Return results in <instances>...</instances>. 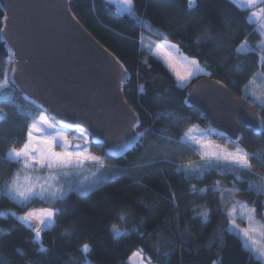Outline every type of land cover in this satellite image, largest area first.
Listing matches in <instances>:
<instances>
[{
	"label": "trees",
	"instance_id": "16d2710c",
	"mask_svg": "<svg viewBox=\"0 0 264 264\" xmlns=\"http://www.w3.org/2000/svg\"><path fill=\"white\" fill-rule=\"evenodd\" d=\"M197 5L189 12L187 0H175L174 4L135 0V12L153 30L165 33L182 54L198 59L205 71L211 73L207 77L223 82L253 105L251 95L243 96V89L253 74L260 71L257 56L235 51L244 39L252 46L260 39L255 31L257 26L247 22L251 10L239 8L232 0H197ZM70 7L91 35L127 68L131 79L124 89L125 98L139 114L141 130L147 128L149 132L142 145L126 157L117 161L106 157L120 169L112 181L83 195L69 192L64 201L55 205L62 215L42 233L47 253L36 251L38 245L32 243L31 230L20 225L10 213L19 216L28 208L49 205L36 200L25 208L0 195V213L5 214L0 216V230L5 233L0 235V264H83L84 256L79 249L84 243L92 249L88 254L92 264H129V257L141 249L152 264H212L213 260L221 264H259L243 247L242 239L226 230L227 214L219 194L211 189L219 181L226 194L235 184L242 191L231 196L232 200L255 207V217L264 224V195L248 190V183H258V178H264V167L253 160V174L244 180L217 171L201 179H189L183 172H177L176 165L200 158L181 142L184 133L192 127L210 126L197 110L187 106V88L179 87L163 62L140 43L144 35L158 42L161 39L107 0H71ZM2 20L0 9V81L14 64L1 40ZM237 65L240 71L236 70ZM257 82L262 85L250 86V90L259 95L264 92V82L260 78ZM10 87L15 101L3 106L7 119L0 121V185L18 167L4 157L11 147H19L26 138L31 119L24 113L36 118L39 112L25 104ZM256 109L264 119V111ZM243 133L239 145L250 155L264 154V134L257 136L246 130ZM92 151L105 155L100 147L92 146ZM136 164L145 167L137 169ZM201 189L209 191L201 196ZM203 208L209 210L207 223L198 215ZM121 213L128 216L125 223L117 218ZM113 225L127 229L128 234L114 239Z\"/></svg>",
	"mask_w": 264,
	"mask_h": 264
},
{
	"label": "snow or ice",
	"instance_id": "6c2138e0",
	"mask_svg": "<svg viewBox=\"0 0 264 264\" xmlns=\"http://www.w3.org/2000/svg\"><path fill=\"white\" fill-rule=\"evenodd\" d=\"M109 4H114L117 9L124 15L133 17L141 28H147L153 31L154 34L161 39V43L153 41L147 47L150 54L156 55L166 67L170 70L177 81V85L181 88H187L191 81L200 76H210L211 73L205 71L198 59L190 58L181 53L178 45L169 42L168 36L158 30H153L151 25L141 20L135 12V0H107ZM175 0H159L161 4H174ZM241 9H255L247 18V22L256 25V33L260 39L255 46L248 43L244 39L235 49L238 54L254 53L257 56L256 65L260 71L253 74L252 78L244 85L243 96L252 97V104L259 110L264 111V92L259 95L254 90H250V86L256 85L257 78L264 82V7H260L264 0H232ZM197 0H187V9L191 12L197 8ZM10 19L9 16L3 17L4 22ZM200 37L197 38V43L200 42ZM143 47V40L140 41ZM10 57H14V52H9ZM9 64L13 63L12 59L8 60ZM118 65L120 85H123L129 79L127 68L119 61L115 62ZM236 70L240 71L239 65ZM19 79L18 70L11 68L5 73L4 78L0 81V121L7 119V113L4 111V105L13 103V96L8 91L10 82L15 88H20L23 93V88L17 83ZM140 90L143 91V85H140ZM199 89H193V93H198ZM25 99L29 96L25 93ZM36 103L35 100L31 101ZM187 103V101H186ZM41 109L38 118H31L30 113H24L31 119V123L26 130V138L19 146L11 147L5 154V160L18 167L16 170L0 185V195L6 196L14 201L17 205L27 208L33 201L39 200L48 207L28 208L23 215L17 216L15 213L10 215L15 216L20 225L30 229L32 243L38 245L36 251L39 253H47L48 249L44 247L42 233L53 227L56 224L57 217L62 215L59 209L55 207L57 203L64 201L69 192H78L85 194L91 192L101 185H105L115 178L120 169L112 168L111 171H104L107 164L105 157L97 156L91 153V142L86 128L81 124H68L64 121H55L54 116L46 115L48 111L43 104H38ZM128 125L123 131L124 137L119 143L114 146V150L105 149V154L108 158L126 157L130 151L141 146L146 139L149 130L142 129V121L135 110L128 109ZM255 116V114H252ZM257 131L264 134V119L256 117ZM61 126H57V125ZM66 129L77 130V136L72 140L68 138ZM216 132V129H209L207 133L194 134V129L189 128L181 138V142L187 147H190L193 152L200 156L201 164L194 165L191 162L186 164L176 165L177 172H183L186 178L201 179L211 171H217L222 175H235L237 179L244 180L250 174H253V160L257 164L264 167V154L250 155L248 151L239 146V137L236 140H230L234 147L233 151H229L227 147L216 144L208 137ZM103 144V141H97ZM59 148V151H57ZM94 165L97 171L90 175H83L82 169L86 165ZM137 169H143L145 165L136 164ZM37 173H42L37 175ZM243 174V175H241ZM83 176L82 179H73V177ZM258 183H248V190L255 192L257 195H264V178H258ZM192 191L195 192V186ZM208 189H201L200 195H206ZM211 191L219 194L223 210L227 214V228L229 232H234L242 238L243 247L253 253L259 264H264V224L256 225L255 214L256 208L249 207L247 203L235 201L229 207L224 203L225 190L222 188L219 181L215 182ZM242 190L233 184V187L228 190L229 196H236ZM173 202H175V193L172 194ZM5 214L0 213V216ZM198 215L202 221L207 223L209 219V210L203 208ZM118 220L125 223L128 216L126 213L118 215ZM237 218L247 221V227H240L237 223ZM114 239H119L128 234L127 229H120L116 225L112 226ZM0 230V235H3ZM21 255L25 253L18 249ZM79 251L84 256L83 264H92L88 259V254L92 251L88 243L82 244ZM168 255V253H165ZM152 264L151 258H146L143 255V250L134 252L129 257L130 264ZM212 264H221L220 261L213 260Z\"/></svg>",
	"mask_w": 264,
	"mask_h": 264
},
{
	"label": "water",
	"instance_id": "95a60500",
	"mask_svg": "<svg viewBox=\"0 0 264 264\" xmlns=\"http://www.w3.org/2000/svg\"><path fill=\"white\" fill-rule=\"evenodd\" d=\"M70 3L71 0H0L3 17H10L7 22L2 20L1 40L8 53H15L12 68L18 70L17 83L24 91L11 86L35 110L41 112L37 105L43 104L48 109L45 114L54 116V122L81 124L91 144L105 154V149L114 150L124 138L127 110L133 109L124 95L131 75L128 72L129 79L121 89L115 63L119 60L81 24ZM197 88L199 92L193 93ZM25 93L29 99L24 98ZM186 101L224 140L239 137L240 144L244 130L263 135L257 131L256 117L261 116L256 107L217 79L201 77L194 81L187 88Z\"/></svg>",
	"mask_w": 264,
	"mask_h": 264
},
{
	"label": "rangeland",
	"instance_id": "374dc122",
	"mask_svg": "<svg viewBox=\"0 0 264 264\" xmlns=\"http://www.w3.org/2000/svg\"><path fill=\"white\" fill-rule=\"evenodd\" d=\"M260 7H264V3H261L260 5H259ZM251 11H253V10H255V9H250ZM251 13V12H250ZM142 40H143V44H144V46H143V48L144 49H146L147 51H149V49H148V45L149 44H151L153 41H155L156 43H161V42H158V41H156L155 39H153L152 37H150V36H148V35H144V36H142ZM184 55V54H183ZM154 56H156V55H154ZM157 57V56H156ZM160 60V59H159ZM164 64V63H163ZM165 65V64H164ZM166 66V65H165ZM167 68V67H166ZM168 69V68H167ZM169 70V69H168ZM170 71V70H169ZM172 74V73H171ZM173 75V74H172ZM201 77H207V76H200V77H198V78H195V79H193L192 81H191V83L189 84V86L192 84V82L194 81V80H196V79H199V78H201ZM175 78V77H174ZM176 80V79H175ZM177 82V81H176ZM262 85V84H261ZM260 85V83H258L257 81H256V86H258V87H260L261 86ZM11 86V85H10ZM9 86V89H8V91L10 92V94L13 96V102L15 101V97H14V93H13V90L11 89V87ZM188 86V87H189ZM187 87V88H188ZM40 113L41 112H38V113H36V118H38V116L40 115ZM193 129H194V134H200V133H207L208 131H209V129H212L211 127H209V128H200V127H192ZM66 131V130H65ZM68 132V131H67ZM77 132H68V138H69V140H72L75 136H77ZM209 139H211L213 142H215L216 144H219V145H221V146H223V147H227L228 148V150L229 151H233L234 150V147H233V145L231 144V143H229V141H227V140H224V139H222V138H220V137H218L216 134H215V132L214 133H212L209 137H208ZM89 140H90V138H89ZM90 142H91V140H90ZM92 144H91V147H90V151H91V153L92 154H94V155H97V156H102V157H105V159H106V156L105 155H100V154H97V153H94L93 151H92ZM240 146V145H239ZM240 147H242V146H240ZM57 151H59V148H57ZM200 157V156H199ZM107 160V159H106ZM192 164H194V165H198V164H201L202 163V161H201V159L199 158V160H197V161H195V162H191ZM186 164V163H185ZM112 168H117L113 163H111L110 161H108L107 160V164H106V166H105V168L103 169L104 171H111V169ZM95 171H97V167L96 166H94V165H86L85 166V168L84 169H82V172H83V175H90L92 172H95ZM40 174H42V173H37V175H40ZM116 175H117V173H116ZM83 178V176H78V177H73V179H77V180H79V179H82ZM235 201H237V200H232V197L231 196H229L227 193L224 195V203L225 204H227L229 207H231V204L232 203H234ZM250 207V206H249ZM255 221L257 222L256 223V225H254V226H258L259 224H262V222L261 221H259L256 217H255ZM237 223L240 225V227H247L248 226V224H247V221H245V220H241V219H239V218H237ZM234 233V232H233ZM236 234V233H235ZM240 237V236H239ZM241 238V237H240ZM242 239V238H241ZM136 252V251H135ZM253 254V253H252ZM254 255V254H253ZM255 256V255H254ZM146 257V256H145ZM147 258V257H146ZM129 264H130V261H129ZM145 264H147V259L145 260Z\"/></svg>",
	"mask_w": 264,
	"mask_h": 264
}]
</instances>
